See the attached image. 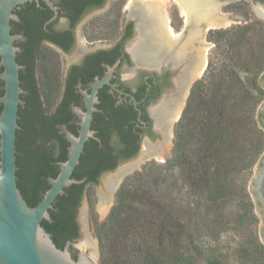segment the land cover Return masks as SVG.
Returning a JSON list of instances; mask_svg holds the SVG:
<instances>
[{"label":"trees","instance_id":"trees-1","mask_svg":"<svg viewBox=\"0 0 264 264\" xmlns=\"http://www.w3.org/2000/svg\"><path fill=\"white\" fill-rule=\"evenodd\" d=\"M15 15L28 39L17 58L24 93L16 176L21 194L33 207L48 190L47 179L55 178L58 164L66 160L68 143L58 114H52L58 73L44 49L30 39L33 22L24 18V11ZM263 27L253 19L211 32L215 54L190 89L174 126L170 156L126 177L108 216L95 222L99 264H264L259 218L248 190L264 152L258 116L264 99L259 82L264 72ZM105 143L95 135L87 141L72 174L84 182L65 188L49 219L41 221L60 249L77 236L74 210L85 186L96 184L116 164V156L100 147ZM227 234L230 240L222 239Z\"/></svg>","mask_w":264,"mask_h":264},{"label":"flooded vegetation","instance_id":"flooded-vegetation-1","mask_svg":"<svg viewBox=\"0 0 264 264\" xmlns=\"http://www.w3.org/2000/svg\"><path fill=\"white\" fill-rule=\"evenodd\" d=\"M171 2V11L165 9L171 29L167 40L157 34L154 19L145 14L144 3L138 0H37L14 9L15 14L24 11V18L33 22L30 39L52 59L59 77L52 114H58L60 125L70 133L77 135L81 122L75 110L85 112L86 96L91 95L94 84L101 83L95 93L90 130L105 139L100 147L116 156L111 171L142 153L145 161L157 159L165 149L171 122L166 125L157 109L176 94L180 101L188 73L202 56L200 49L209 45L213 30L221 29H209L194 16L187 22L180 5ZM218 2L220 14L234 19L231 23L241 21L243 8L252 3L264 8V0ZM256 10L257 18L264 22V11L259 15ZM21 23L19 17L10 23L12 34L23 36L15 43L17 58L28 40ZM76 211L77 207L73 217L77 236L64 243L75 258L80 248L74 244L81 235Z\"/></svg>","mask_w":264,"mask_h":264},{"label":"water","instance_id":"water-1","mask_svg":"<svg viewBox=\"0 0 264 264\" xmlns=\"http://www.w3.org/2000/svg\"><path fill=\"white\" fill-rule=\"evenodd\" d=\"M29 1L37 0H0V68L2 69L0 81L3 82V95L0 98L2 106L0 111V264H98L87 192L97 189V222H102L104 215H108L114 205L116 192L122 180L140 170L139 166L148 162H164L170 156L174 133L171 128L181 117L192 85L202 77L205 71L212 45H206L200 49L202 56L199 62L195 63L194 71L188 73L180 101H176L178 99L176 94L169 100H163L157 109V115L162 117L166 125L171 122L168 145L156 157L157 159L149 158L145 161L142 159L144 156L142 153L138 158L120 163L113 171L102 174L97 184L85 187L76 211L81 235L74 246L80 248V252L77 258H73L67 247L60 249L55 245L51 235L41 226V221L49 219V210L52 209L56 198L64 193L65 188L84 182V179L75 180L72 174L79 164L85 144L94 135L90 126L95 93L101 83L94 84L91 95L86 96L85 112L75 110L81 119L77 135H73L62 127L68 143L66 160L58 164L57 176L47 179L48 190L41 194V199L36 205L30 207L17 186L16 176L18 113L24 91L20 80L22 66L17 62L19 48L15 46V43L23 40V36L11 34L10 25L12 20L17 19V16L13 14L14 9ZM138 1L144 3L145 14L154 19L157 34L167 40L171 36V29L165 9L170 12L173 2L169 3L171 0ZM175 1L180 5L181 12L186 15L187 22L194 16L196 22L197 19H202L209 29H214L225 28L224 26L234 20H230L225 14H220L218 0ZM255 10L259 15H263L264 8L257 3H252L243 8L242 20H236L230 26L258 19ZM229 13L230 11L227 12ZM194 36L196 33H193L192 37ZM158 47H161L160 43ZM262 76L259 82L264 88ZM258 116L261 127L264 129V100L258 107ZM253 172L248 190L255 205L256 215L260 219L258 232L264 244V152Z\"/></svg>","mask_w":264,"mask_h":264},{"label":"rangeland","instance_id":"rangeland-1","mask_svg":"<svg viewBox=\"0 0 264 264\" xmlns=\"http://www.w3.org/2000/svg\"><path fill=\"white\" fill-rule=\"evenodd\" d=\"M256 20H258V21H261V20H259V19H256ZM246 23V22H245ZM245 23H241V24H237V25H233V26H229V27H226V28H221V29H228V28H230V27H234V26H238V25H243V24H245ZM262 23H263V26H264V22L262 21ZM264 28V27H263ZM212 35V34H211ZM208 42H209V45H212V48H211V51H210V54H209V58H208V60L210 59V58H212L213 59V57H214V43L210 40H208ZM205 70H206V68H205ZM205 72V71H204ZM264 73V72H263ZM263 73H262V75H263ZM261 75V76H262ZM264 100V99H263ZM263 100H262V102H263ZM261 102V103H262ZM176 124V123H175ZM159 163H162V162H159ZM143 167V165L142 166H139V169L140 168H142ZM253 174H254V172H253ZM123 182V181H122ZM87 194H88V201H89V208H90V215H91V222H92V228H93V235H94V242H95V249H96V256H97V263L99 264V248H98V241H97V238H96V236H95V230H94V225H95V222H97V189H94V190H91V191H88L87 192ZM116 200V199H115ZM253 201V200H252ZM115 203V202H114ZM254 203V202H253ZM255 206V205H254ZM108 215H104V219H103V221L105 220V218L107 217ZM259 224H260V219H259ZM258 230H259V227H258ZM259 233V232H258ZM226 237H228L227 238V240H230V235L228 236V234L227 235H224V238H222V239H225ZM260 238V237H259ZM210 246H213V243L211 242L210 243Z\"/></svg>","mask_w":264,"mask_h":264},{"label":"bare ground","instance_id":"bare-ground-1","mask_svg":"<svg viewBox=\"0 0 264 264\" xmlns=\"http://www.w3.org/2000/svg\"><path fill=\"white\" fill-rule=\"evenodd\" d=\"M123 181V180H122Z\"/></svg>","mask_w":264,"mask_h":264}]
</instances>
